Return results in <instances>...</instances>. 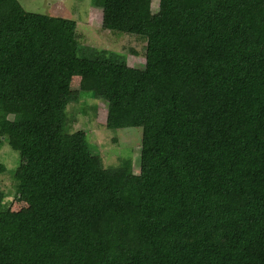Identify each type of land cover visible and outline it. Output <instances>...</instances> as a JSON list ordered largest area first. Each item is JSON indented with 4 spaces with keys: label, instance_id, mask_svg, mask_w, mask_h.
Wrapping results in <instances>:
<instances>
[{
    "label": "trees",
    "instance_id": "trees-1",
    "mask_svg": "<svg viewBox=\"0 0 264 264\" xmlns=\"http://www.w3.org/2000/svg\"><path fill=\"white\" fill-rule=\"evenodd\" d=\"M152 3L90 0L144 41L137 68L75 19L0 0V143L17 191L41 193L33 211L0 204V264H264V0ZM74 75L108 129L142 128L140 173L71 130Z\"/></svg>",
    "mask_w": 264,
    "mask_h": 264
},
{
    "label": "rangeland",
    "instance_id": "rangeland-1",
    "mask_svg": "<svg viewBox=\"0 0 264 264\" xmlns=\"http://www.w3.org/2000/svg\"><path fill=\"white\" fill-rule=\"evenodd\" d=\"M18 1L27 11L75 19L81 42L126 53L130 66L145 67L144 41L133 35L104 29L102 11L92 7L90 0ZM158 5L159 0H153L154 12L158 10ZM68 82L67 94L72 100L68 106V114L72 118L71 130L86 131L92 149L99 150L104 167L113 166L122 172L140 173L142 128L108 129L107 102L81 93L80 76L74 75ZM19 159V154L8 144L0 143V204L11 211H33L41 193L38 189L25 186L17 191L11 171L18 166Z\"/></svg>",
    "mask_w": 264,
    "mask_h": 264
}]
</instances>
